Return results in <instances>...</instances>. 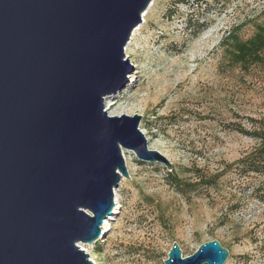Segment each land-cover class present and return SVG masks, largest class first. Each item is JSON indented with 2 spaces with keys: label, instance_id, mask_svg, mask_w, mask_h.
<instances>
[{
  "label": "water",
  "instance_id": "water-1",
  "mask_svg": "<svg viewBox=\"0 0 264 264\" xmlns=\"http://www.w3.org/2000/svg\"><path fill=\"white\" fill-rule=\"evenodd\" d=\"M153 0H0V264H94L123 151L171 170L148 147L141 116H110L124 51ZM216 240L164 264H224Z\"/></svg>",
  "mask_w": 264,
  "mask_h": 264
},
{
  "label": "rangeland",
  "instance_id": "rangeland-1",
  "mask_svg": "<svg viewBox=\"0 0 264 264\" xmlns=\"http://www.w3.org/2000/svg\"><path fill=\"white\" fill-rule=\"evenodd\" d=\"M146 11L124 51L127 84L105 109L141 116L149 149L171 170L124 150L119 211L85 253L95 264H164L173 243L184 258L216 240L229 251L224 264H264V178L236 168L258 146L245 133L264 125V68H236L222 42L236 27L242 40L264 27V0H153ZM170 172L223 176L179 193Z\"/></svg>",
  "mask_w": 264,
  "mask_h": 264
},
{
  "label": "trees",
  "instance_id": "trees-1",
  "mask_svg": "<svg viewBox=\"0 0 264 264\" xmlns=\"http://www.w3.org/2000/svg\"><path fill=\"white\" fill-rule=\"evenodd\" d=\"M199 2L200 0H194ZM180 2H188V0H180ZM223 44H227V50L231 62L236 65V68L248 70L252 66L264 68V27L257 26L254 34L247 40H242L238 35V27L232 29L222 39ZM240 132L242 129H240ZM250 137L258 141L257 148L249 155L236 161V168L245 175L250 173L259 174L264 178V125L255 129L252 132H246ZM139 164H144L136 161ZM172 179L174 189L179 193H184L205 182L207 187H213L217 184L222 173L213 175H198L192 181H182L177 175L169 173ZM264 194V193H263Z\"/></svg>",
  "mask_w": 264,
  "mask_h": 264
},
{
  "label": "bare ground",
  "instance_id": "bare-ground-1",
  "mask_svg": "<svg viewBox=\"0 0 264 264\" xmlns=\"http://www.w3.org/2000/svg\"><path fill=\"white\" fill-rule=\"evenodd\" d=\"M151 5V4H150ZM149 8V7H148ZM147 14V11L144 12V14L142 15V19L144 18V16ZM139 29V27L135 28L134 31L132 32V35L131 36H134V33ZM131 38V37H130ZM128 46L129 44L127 45L126 49H125V52H126V56L128 57L127 55V49H128ZM110 98V97H109ZM108 99V98H107ZM119 203L117 201V199H115V205H114V208L112 210V216H110L103 224V227H102V235H105L106 233L109 232L110 230V221L113 219V215H115L118 211H119ZM103 238V237H102ZM89 245H83L81 244L80 247H82V250L84 252H87L86 248L85 247H89ZM95 264V262H93Z\"/></svg>",
  "mask_w": 264,
  "mask_h": 264
}]
</instances>
